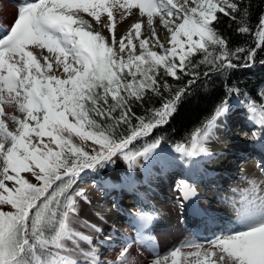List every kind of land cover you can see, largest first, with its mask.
Instances as JSON below:
<instances>
[{"label": "snow or ice", "instance_id": "1", "mask_svg": "<svg viewBox=\"0 0 264 264\" xmlns=\"http://www.w3.org/2000/svg\"><path fill=\"white\" fill-rule=\"evenodd\" d=\"M15 7L14 22L0 33V264H137L128 240L115 260H100L92 237L73 226L79 200L87 202L73 185L117 158L132 173L177 160L190 166L211 156L208 145L231 110L233 94L256 126L252 139L264 149V90L257 103L247 93L239 99L235 86L170 145L167 157L166 137L155 134L201 75L254 66L257 49L264 50V14L252 33L248 10L237 0H23ZM116 14L138 18L119 37ZM221 14L239 24L238 33H251L255 47L230 49L216 28ZM145 22L150 37L142 35ZM154 24L166 30L165 42ZM169 77L190 78L174 86ZM154 97L158 107L149 106ZM136 107L144 114L137 115ZM244 179L239 199L228 201L234 222L211 239H187L164 254L144 234L154 216L135 213L134 243L151 252L149 264H264V181ZM124 183L136 187L134 177ZM177 191L183 201L197 196L187 180L178 181Z\"/></svg>", "mask_w": 264, "mask_h": 264}, {"label": "rangeland", "instance_id": "2", "mask_svg": "<svg viewBox=\"0 0 264 264\" xmlns=\"http://www.w3.org/2000/svg\"><path fill=\"white\" fill-rule=\"evenodd\" d=\"M8 2L11 4V9L9 10L10 14L16 15L15 6L18 2H23V0H9ZM117 15L119 14H116L115 32L116 36L119 37L124 33L126 28L130 27L131 23L135 22L138 18L129 17L122 20L121 17ZM85 18L92 23L95 30H99L95 21H92L90 17ZM4 19L5 17L0 13V33H3L4 30L9 28L14 22L13 20L10 22V25H5L1 21ZM103 19H105V17H102V20ZM144 19L146 21V18ZM154 27L156 28L161 42H165L166 30L158 24H154ZM103 34L107 35L106 29H104ZM142 35L150 37L146 22L142 28ZM229 114L239 115L240 121L244 123L245 126H248V128H251V133L256 131V126L247 119V110L240 104L232 106L228 115ZM237 118L238 116L236 117V121H238ZM223 123L217 130L216 139H214L208 147H218V144L225 145L226 147L236 145L244 146L246 144L244 136L247 134V131L238 127V124L230 123V125L225 126ZM221 129L226 132L224 135L219 136L218 134ZM258 142L259 144H257L256 147L261 150V141L257 140V143ZM88 144L90 145L91 142H88ZM235 151L241 152L242 150L236 149ZM235 151L234 153L230 152V155H227L226 158L220 159L221 162L216 160L215 165H201L198 161L188 166L177 160L175 163L166 162L154 164L150 166V172H142L139 168H136L132 173H129L125 162L117 158L115 164L103 170L101 173H88L82 176L77 183L73 185V191H83L87 200L91 199V196L99 197L101 201L99 203L100 207H111L114 211L125 213L126 216L121 221L110 224V228L118 230L120 235L115 236L111 234L107 228L103 227L100 228V232H91L87 228L81 230V227L77 224V220L85 213V215L88 216L87 212H85L84 200H79V215L73 226L77 231L87 235L90 233L92 234L90 236L93 239V246L99 248V258L102 262L115 260L120 251V245L123 244L120 239L125 238V240L133 242L130 255L136 257L137 264H149V261L153 258L151 252L145 247L137 246L134 243L136 239L134 215L138 211L150 213L154 216L153 222L145 230L144 234L153 239L158 252L159 248L161 249L160 254L168 252L187 239H211L214 235L219 234L221 228L232 222L229 218H226V211H223L222 207L227 204L229 198L233 195L232 193H234L236 185L244 178L243 169L246 165L248 166V163L256 164L255 167L257 171L264 176L263 167H258V165H262L264 161L262 159L264 156H262L259 151L254 150L253 147L252 151L247 155V158L242 161L235 156ZM200 159H202V157ZM220 163L232 165L234 169L225 173V177H223L224 174L216 175V172H214L216 171L215 167ZM192 174L195 175V177H193ZM23 175L28 177L33 183H36L35 179L32 178L30 174L25 173ZM158 175L160 177L156 178ZM182 175H187V178L185 179ZM130 176L135 178L136 187L134 190L128 189L124 183ZM167 179H169V181ZM180 180H187L195 185L198 196L197 203L200 205L202 204L206 211L204 214H208L210 216L209 218H202L203 215H197L196 220L200 221L187 225L185 219L187 218L186 215H190V211L186 209V204H183V207H181L183 202L181 201L180 193L177 191V183ZM165 182H169V184L165 185ZM4 210L7 211L8 209L5 207ZM209 219H212L214 224V228L212 229L211 225H209ZM209 234H212V236L210 237ZM109 236H111V240L107 241L108 243H106V245H103L101 241H103L104 238L107 239ZM82 246L87 247L86 245Z\"/></svg>", "mask_w": 264, "mask_h": 264}, {"label": "trees", "instance_id": "3", "mask_svg": "<svg viewBox=\"0 0 264 264\" xmlns=\"http://www.w3.org/2000/svg\"><path fill=\"white\" fill-rule=\"evenodd\" d=\"M237 2L240 4L241 9L247 8V26L254 33L259 17L264 14V0H237ZM238 27L239 24L236 21L223 17L222 14L220 23L216 25L219 33L227 40L230 49L255 47L252 34L238 33L236 30ZM240 55L243 56L244 54L241 53ZM262 60H264V50L257 49L255 64L252 67H238L223 75L219 73H210L208 77L201 75V78L191 86V93L179 105L170 123L155 131L156 135L166 137L162 154L167 157L171 152V144L181 140L186 133L198 126L212 113L215 105L225 97L226 88L233 86L239 88L242 93L239 99H244L243 93H247L257 103L262 102L260 96V91L264 90V64L260 63ZM234 63L241 64L243 60H234ZM188 78L182 81L173 80L171 77L167 79L170 84L178 86L186 83ZM231 104L232 106L239 104L235 94L232 96ZM149 106L158 107L159 98L154 97ZM135 111L137 115L144 114V110L140 107H136ZM84 175L81 174V177Z\"/></svg>", "mask_w": 264, "mask_h": 264}, {"label": "bare ground", "instance_id": "4", "mask_svg": "<svg viewBox=\"0 0 264 264\" xmlns=\"http://www.w3.org/2000/svg\"><path fill=\"white\" fill-rule=\"evenodd\" d=\"M9 0H1L0 1V13L5 17L4 20H1L5 25H10V22L13 21L15 19V15H11L9 10L11 9L10 6L11 4L8 2ZM20 3V2H18ZM118 17H120V15H117ZM238 116L236 121V117ZM240 116L237 114L234 115H227L226 120L224 121L223 125H230V123L232 124H238L237 126L240 127L242 130L247 131V134L244 136V140H245V145L244 146H228L226 147L225 145L223 146L222 144H218V147H209L210 152L212 153L211 156L209 157H202V159L197 158L199 161V164L201 165H215V161L222 159V158H226L227 155H230L229 153H234V151L237 149L242 150L240 151H235V156L237 158H239V160H243L247 158V155H249V153L252 151V148L254 147V150L259 151V153H261L262 156H264V149H258V147H256L257 144H259V142L257 143V140L252 139L251 137V128H248V126H245L244 123H242L240 121ZM237 123H236V122ZM235 126V127H237ZM220 133L218 134L219 136L224 135L226 131L222 130L219 131ZM243 137V136H242ZM261 145V144H260ZM245 147V148H244ZM261 148V146H260ZM234 150V151H233ZM236 159V158H235ZM264 160V157L262 158ZM247 161V160H246ZM221 162V161H220ZM251 162V161H250ZM245 163V162H244ZM243 164V163H242ZM256 164H249L248 166L246 165V167L243 169L244 170V178H249V179H255L257 182L260 181H264V176H262L256 169L255 167ZM264 168V161L263 164L261 165ZM216 172L215 174H224L223 177L226 176L225 173H227L228 171H231L234 169V167L232 165H229L226 163H220L216 165ZM261 168V167H260ZM264 171V170H263ZM160 176H156V178H159ZM242 179L235 187V191L234 193H232L233 195L229 198L228 201L232 200V199H239V191L245 187H247V184L245 182V179ZM169 181V179H167ZM156 181V180H155ZM166 183V182H165ZM169 184L166 183L165 185ZM264 186V185H262ZM198 196H196L195 198H193L191 201H183L182 197H181V201L183 202V204L187 205L186 209H189L190 211V215H186L187 218L185 219V221L187 222V225L190 224H194L193 222L197 223L200 220H196L197 219V215H203L202 218H209L210 216L208 214H204L206 213L204 207L202 206V204H198ZM130 201V200H128ZM100 198L99 197H95V196H91V199H88L87 202L85 201L84 203V208L86 209L85 212H87L88 216L83 214L82 216H80L78 218V226H80L81 230L87 228L85 225L86 224H91V225H95L97 228H107L111 234H114L115 236L120 235V232L114 228H110V224L112 223H118L119 221H121L126 214L121 213L119 211H114L111 207L109 208H104L105 206L100 207L99 203H100ZM82 206V205H81ZM197 208L199 209V214H194L193 212V208ZM223 211H226V218H229L230 221L234 222L235 221V213L233 212V210L230 208L228 202L227 204L222 207ZM205 215V216H204ZM93 220H92V218ZM210 220V219H209ZM209 225H211V229L214 228V224L212 219L209 221ZM89 231H91L89 229ZM92 232V231H91ZM88 235H92L91 233ZM210 237L212 236V234H209ZM208 235V236H209ZM104 243H102L103 245L106 243H108L107 241H109L108 239L104 238L103 239ZM101 244V245H102ZM158 247V246H157ZM98 252L100 251L98 247H96ZM161 252V249L159 248V253Z\"/></svg>", "mask_w": 264, "mask_h": 264}]
</instances>
